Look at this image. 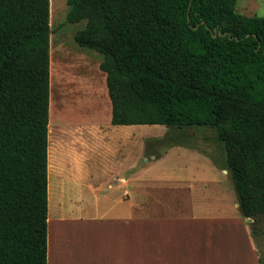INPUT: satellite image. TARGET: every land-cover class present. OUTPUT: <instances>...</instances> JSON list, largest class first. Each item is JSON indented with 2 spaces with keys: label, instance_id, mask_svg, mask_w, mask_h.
Returning <instances> with one entry per match:
<instances>
[{
  "label": "trees",
  "instance_id": "obj_1",
  "mask_svg": "<svg viewBox=\"0 0 264 264\" xmlns=\"http://www.w3.org/2000/svg\"><path fill=\"white\" fill-rule=\"evenodd\" d=\"M237 0H67L102 55L113 126L214 131L242 216H264V17ZM50 1L0 0V264H47ZM172 144L191 145L188 134ZM254 229V227H253ZM255 231H253L254 233Z\"/></svg>",
  "mask_w": 264,
  "mask_h": 264
},
{
  "label": "crops",
  "instance_id": "obj_2",
  "mask_svg": "<svg viewBox=\"0 0 264 264\" xmlns=\"http://www.w3.org/2000/svg\"><path fill=\"white\" fill-rule=\"evenodd\" d=\"M79 47L82 52L97 58L106 102L103 118L99 119L97 111H94L91 115H96V119L92 117L82 125L85 131L83 152L62 154L64 171L61 185L71 182L80 185L84 191L91 188L95 202L103 193L104 198L116 193L109 197L110 205L104 215H96L89 220L93 227L88 261L91 264H260L261 249H253L249 235H253L250 225L253 220L248 221L242 216L225 164L211 150L206 151L195 143L190 142L189 146L172 144V139L179 134L197 136L201 131L195 128L181 131L160 125L113 126L106 74L99 68L102 55L100 59L99 53L87 52ZM50 111L49 99V116ZM49 127L50 122L48 149ZM120 130L122 138H116V132ZM163 139L168 148L179 147L196 152L202 158L200 162L207 158L208 169L199 166V172L207 177L211 168H217L219 174L226 178L222 182L228 181L223 186L218 185L221 194H215L211 202L205 201L209 180L205 178L206 183L196 180L199 184L191 185V182L196 183L198 173L190 174L186 173L187 169H182L181 176L184 177L176 180L180 188H167L160 199H146L147 193L143 184L142 187L140 185L150 183L147 180L149 174L145 180L142 177L148 171L152 173L151 165L163 158V154L157 152L164 147ZM89 152L92 153L93 172L87 170ZM50 169L48 155V178ZM56 173L54 169V175ZM198 189L201 194H196ZM151 190L154 191V188ZM65 191L54 186L51 195L55 206L61 205L58 199H65ZM221 202L231 203L233 211L239 212L241 217H227ZM64 206L62 204L61 207L66 208ZM49 223L48 219L47 227ZM245 224H249L248 228ZM78 240V234L66 226L63 229L56 225L50 231L48 227L47 264H69L70 255L77 254ZM244 245L248 246V253Z\"/></svg>",
  "mask_w": 264,
  "mask_h": 264
},
{
  "label": "rangeland",
  "instance_id": "obj_3",
  "mask_svg": "<svg viewBox=\"0 0 264 264\" xmlns=\"http://www.w3.org/2000/svg\"><path fill=\"white\" fill-rule=\"evenodd\" d=\"M49 1L51 119L48 155L51 164V174L48 178V219L50 221L48 227L49 231L56 225L61 226L63 229L66 226L68 229L75 231L79 238L78 244L76 242L77 254L70 255L69 264H91L88 261V253H90L88 251L91 250L92 239L90 234L93 223L89 222V220L96 215H104L110 205L109 197L112 194L116 195V193H111L105 198L103 193L98 198V201L95 202V194L91 188L84 191L80 185L77 186V184L71 182L61 185L62 168H64L61 164V156L68 152H83L82 142L85 138V131L82 129V125L92 117L96 119V115H91L94 111H97L99 119L103 118L106 102L104 82L98 71L97 58L79 50L77 48L79 46L74 41L75 33L83 29L86 22L68 23L66 20L69 12L67 0ZM235 10L236 13L245 17H264V0H237ZM74 43L77 47H75ZM81 49L87 52H94L86 48ZM98 55L101 59V55ZM110 127H112L111 124ZM195 129L201 132L197 136L188 135V141L195 143L206 151L211 150L217 156V159L225 164V154L222 146L215 141L214 131L205 127H196ZM116 133V138H122V130ZM163 140L164 147L157 150L158 153L163 154V158L151 165L152 173L148 171L142 177L145 180L147 174H149V179L147 180L150 183L148 185L141 183L140 185L142 187L143 184L144 191L147 193L146 199L149 201L160 199L167 192V188H180L177 186L178 182L176 180L181 176L182 169H187L186 173H198L195 176L196 183L191 182V185L199 184L196 180L204 183H206L205 178L209 180L206 183L208 185V191L205 193L206 198L203 195L205 201L211 202L215 194H221V189L218 188V185L223 186L228 181L222 182L226 178L219 174V170L211 168V171L207 173L209 174L207 177L201 176L200 173L202 172H199V166L208 169L209 161L207 158L200 162L202 158H199L196 152L179 147L168 148L165 146V139ZM89 150L93 152V150ZM52 151L55 154L53 159H51ZM90 152L88 153L89 167L87 170L93 172V159ZM54 169L57 172L56 175H54ZM189 178L193 180V177ZM54 186L55 188L57 186L58 190H60V187L62 190H66L65 199H58L61 204L58 206L54 205L51 195ZM151 188H154V191ZM233 189L235 191V188ZM201 193L200 189L196 190V194ZM62 204H65L64 207L66 208L61 207ZM220 204L221 207H225L223 211L227 217H241L239 212L233 211L231 203L221 202ZM181 209L183 210V208ZM212 211L213 208H211ZM212 214L216 216L214 211ZM245 225L248 228L249 224ZM250 225L252 228L254 227L252 229L253 235L249 234L252 238V247L254 250L261 249L262 259L260 264H264V256L262 255V253L264 254V216L258 218L257 221ZM253 231L255 232L253 233ZM243 247L248 253V246L244 245ZM82 250L84 255H80Z\"/></svg>",
  "mask_w": 264,
  "mask_h": 264
},
{
  "label": "bare ground",
  "instance_id": "obj_4",
  "mask_svg": "<svg viewBox=\"0 0 264 264\" xmlns=\"http://www.w3.org/2000/svg\"><path fill=\"white\" fill-rule=\"evenodd\" d=\"M50 112H51V111H50ZM52 112H53V111H52ZM50 116H51V113H50ZM50 116H49V117H50ZM49 122H50V120H49ZM51 154H52V155H51V159H53L55 154H54V152H53V151H52V153H51Z\"/></svg>",
  "mask_w": 264,
  "mask_h": 264
},
{
  "label": "water",
  "instance_id": "obj_5",
  "mask_svg": "<svg viewBox=\"0 0 264 264\" xmlns=\"http://www.w3.org/2000/svg\"><path fill=\"white\" fill-rule=\"evenodd\" d=\"M248 221H250V219H248Z\"/></svg>",
  "mask_w": 264,
  "mask_h": 264
}]
</instances>
